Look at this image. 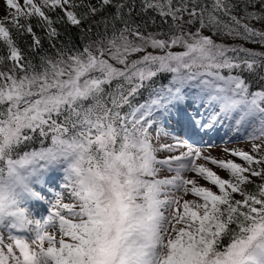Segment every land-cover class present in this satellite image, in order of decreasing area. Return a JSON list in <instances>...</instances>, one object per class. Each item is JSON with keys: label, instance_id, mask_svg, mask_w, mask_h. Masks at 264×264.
Listing matches in <instances>:
<instances>
[{"label": "snow or ice", "instance_id": "1", "mask_svg": "<svg viewBox=\"0 0 264 264\" xmlns=\"http://www.w3.org/2000/svg\"><path fill=\"white\" fill-rule=\"evenodd\" d=\"M5 5L0 264H264V0ZM33 18L53 50L39 63L13 36L31 35L39 50ZM58 23L80 29L83 46L60 39ZM221 129L252 141L224 148L240 163L202 150ZM161 133L176 143L158 148ZM162 168L171 178H159ZM53 187L63 189L54 199Z\"/></svg>", "mask_w": 264, "mask_h": 264}, {"label": "rangeland", "instance_id": "2", "mask_svg": "<svg viewBox=\"0 0 264 264\" xmlns=\"http://www.w3.org/2000/svg\"><path fill=\"white\" fill-rule=\"evenodd\" d=\"M6 11H8V10L6 9L5 0H0V18L4 17ZM218 42H225L228 44H232L231 38H228V37H222V38H220V40H218ZM221 132H222V138H224L226 140L220 139L217 142H212V144H211L212 146H208L206 148H203L202 150L205 152V154L211 155L212 157H215L217 159H235L237 163H240V161L237 158H234V157L227 155L224 152V148L227 146L228 148H231V149H239V150L248 151L251 148L252 141L247 140L242 134L240 136H237L234 133H228V135H224L226 132V129L221 130ZM158 139L159 138L156 139L158 141V144H155L158 148L160 145H165V144L169 143V142H166L165 140H164L165 143H162V141H160ZM256 143H259V141H256ZM184 150H185L184 148H179L174 152H168L166 150H158L157 152L161 153V155L164 156L161 159H164L170 155H178L180 152H182ZM156 154H158V153H156ZM197 163H204V162L198 161ZM206 166L209 167L211 170L216 171L222 178H224V179L230 178L229 174L227 172L218 169L216 166L211 165L210 163L206 164ZM170 174H172V173H170L166 170L165 172H159L158 176H162V179L163 178H171L170 176L169 177H163V176H167ZM58 175H62V173H58ZM186 178L197 180V183L199 186L213 187L208 182H206L203 178L198 177L194 173H191V172L187 173ZM257 182H259V181L257 180ZM57 184H60V183L57 181ZM213 190H215V189L213 188ZM51 191L52 192L55 191V192L52 193ZM51 191H50V194H52V195H49V198L54 199L55 196L57 195V193L62 192L63 189H62V187H60L59 189H58V187H53V188H51ZM179 195L182 196L183 200H189V201L198 200V198L193 196L192 194L184 195L181 192ZM236 198L239 199L240 197L237 196ZM43 212L45 213L44 217H46L47 212L46 211H43ZM34 218L39 219L38 217H35V216H34ZM4 236H5V243H9L10 241L7 239V233L6 232L4 233Z\"/></svg>", "mask_w": 264, "mask_h": 264}, {"label": "trees", "instance_id": "3", "mask_svg": "<svg viewBox=\"0 0 264 264\" xmlns=\"http://www.w3.org/2000/svg\"><path fill=\"white\" fill-rule=\"evenodd\" d=\"M85 3L89 2H95V0H84ZM82 9H78V11H81ZM59 11V10H57ZM111 9L109 10V12ZM50 15L55 19L56 13H50ZM100 16L98 15L96 19H99ZM137 22L143 23L139 17L136 18ZM160 24V21H156V25L151 24L150 22L147 25V30L148 31H156L157 26ZM32 26H33V31L35 32L36 36L41 38V47L37 51L31 50V45L33 43V37L31 35H23L20 36L18 35L15 30H13V36L16 39V42L19 46V48L22 50L25 56L29 58H34L35 63H39V56L40 55H45V54H50L52 53V49L49 47V41L46 38V33L43 31L42 27L40 26V22L38 21V18H33L32 19ZM56 27L60 30L61 32V37L60 39L64 40L68 44H77L80 45L81 47L83 46V42L85 38L81 35V30L78 28H75L73 26L69 25H63V24H56ZM257 27L259 25L257 24ZM222 38V37H221ZM232 44H238L241 43L240 41L231 38ZM245 47L254 49V50H261L259 45L251 44V43H246L244 44ZM0 55H6V49L3 47L2 42H0ZM166 80L163 81H158L159 83H165ZM140 99H143L142 97ZM259 183V182H257ZM248 189L250 191H255V186L254 185H249Z\"/></svg>", "mask_w": 264, "mask_h": 264}]
</instances>
